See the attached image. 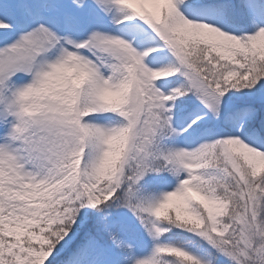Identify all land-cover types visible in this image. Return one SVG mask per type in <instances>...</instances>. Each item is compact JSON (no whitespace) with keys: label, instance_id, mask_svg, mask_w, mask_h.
I'll return each mask as SVG.
<instances>
[{"label":"snow or ice","instance_id":"6c2138e0","mask_svg":"<svg viewBox=\"0 0 264 264\" xmlns=\"http://www.w3.org/2000/svg\"><path fill=\"white\" fill-rule=\"evenodd\" d=\"M0 264H264V0H0Z\"/></svg>","mask_w":264,"mask_h":264}]
</instances>
